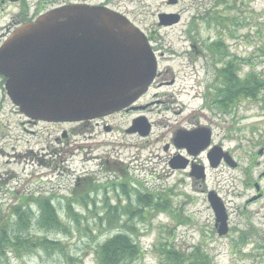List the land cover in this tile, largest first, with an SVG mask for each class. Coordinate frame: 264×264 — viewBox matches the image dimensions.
<instances>
[{
    "label": "rangeland",
    "instance_id": "374dc122",
    "mask_svg": "<svg viewBox=\"0 0 264 264\" xmlns=\"http://www.w3.org/2000/svg\"><path fill=\"white\" fill-rule=\"evenodd\" d=\"M39 1L26 0L20 8L7 5L0 11L1 43L11 16L20 11L31 15ZM51 1L56 3L54 6L63 2ZM87 2L107 4L125 16L144 33L157 54H164L159 72L169 71L175 83L162 91L167 97L177 95L176 102L170 105L176 113L170 116L171 121H180L192 113L209 117L215 142L231 153L238 168L210 169L202 185H193L179 173L168 181V189L160 190L161 187L156 189L159 182L150 179L153 172L159 171L156 162L134 163L130 165L132 169L139 165L144 168L140 175L143 180L146 178L140 190L142 197L129 193L126 199L118 190L101 196L95 193L97 185L93 181L98 162H84L80 155H65V145L55 142L63 127L41 126L32 130L23 118L15 116L16 110L0 81V106L4 112L0 118L10 119L8 136L0 142V233L5 230L21 240V244L0 256V264H97L98 246L118 234L128 237L142 251L131 264H172L167 252L188 259L190 255H204L207 264H253L250 235L252 228L263 234L264 221H244L238 209L250 199L252 181L264 171V155L253 160L264 148V91L251 98L238 97L225 110L218 109L211 99L218 96L223 83L216 79V69L229 60L238 81L255 78L264 84V0H176L174 5L168 0ZM51 8L52 5L47 6L46 11ZM160 14L178 15L179 23L159 27ZM214 18L218 21L214 22ZM218 40H222L223 57L213 67L207 48ZM191 46L197 51L193 67L186 56ZM154 114L149 117L157 123L159 115ZM114 121L124 126L126 120ZM30 131L36 134L30 135ZM159 133L155 126L153 135L145 141L124 139L128 144H146L147 149H153ZM73 141L76 139L70 143ZM147 149L141 153L143 159L150 154ZM9 173L14 176H7ZM109 180L114 179L108 177L103 183ZM204 189L218 194L228 209L229 232L225 236L217 235L213 212L201 192ZM45 202L54 208L59 229L47 221L49 226L39 224L40 204ZM69 203L72 215L65 208ZM43 239L55 243L35 247ZM197 251L199 254H195Z\"/></svg>",
    "mask_w": 264,
    "mask_h": 264
},
{
    "label": "water",
    "instance_id": "95a60500",
    "mask_svg": "<svg viewBox=\"0 0 264 264\" xmlns=\"http://www.w3.org/2000/svg\"><path fill=\"white\" fill-rule=\"evenodd\" d=\"M157 19L159 27L180 20L175 14ZM156 72L157 60L144 33L103 6L53 8L17 26L0 46L6 96L33 121L76 123L124 110L147 92ZM221 157L230 168L236 167L228 154ZM220 159L210 161V168ZM195 179L204 181L203 170ZM207 202L217 235L225 236L227 217L220 198L209 192Z\"/></svg>",
    "mask_w": 264,
    "mask_h": 264
},
{
    "label": "flooded vegetation",
    "instance_id": "af4514ba",
    "mask_svg": "<svg viewBox=\"0 0 264 264\" xmlns=\"http://www.w3.org/2000/svg\"><path fill=\"white\" fill-rule=\"evenodd\" d=\"M25 3L26 0L1 1L0 11L3 12L7 5L20 8L24 6ZM55 4L56 3L51 0H41L37 2L34 12L31 15H29L28 11L25 13L20 11V13L11 16L12 21L6 27L7 32L5 37L17 26L34 21L38 16L47 12V6L52 5L53 8H56L70 4H85L108 8L107 4L102 3L100 5H93L87 2V0H63L61 4L54 6ZM2 43L0 42V46ZM151 49L157 58V73L155 78L150 84L147 92L124 110L89 121L76 123H45L27 119L18 112L16 107H14L16 110L15 116L23 118L25 124L29 125L32 130L33 128L37 129L41 126L63 127L59 139H55V142L65 145V150H67L66 152L64 150L65 155H80L84 162H98V170L94 173L95 177L93 181H95L97 185V191L95 193L102 194L101 196L107 195V192L110 190L113 192L118 190V193L126 199H129V193L137 196L141 195L142 193L140 190L143 189V183L146 184V178L143 180V178L140 177L141 171H144V168L142 165H139L132 169L130 165L134 163L140 164V162L147 163L148 161L156 162L159 171L153 172L154 174L150 175V179L153 182H159L156 189L161 187L160 190H165L169 188L168 181L172 177L178 176L179 173H182L186 178L193 181V185L196 183L202 185L205 183V179L204 181L200 179L197 180L195 176L200 175L201 170L206 174L210 170V161L215 163L220 157L221 159L216 167L220 168L222 166L229 167L221 157L223 154H228L230 158L234 160L231 153L226 151L221 143L215 142V136L212 132L213 127L209 117L207 118L198 113H192L190 116L180 121H171L173 118L170 116H172V114L176 115V113L173 112L170 105L174 104V101L176 102L177 95L174 94L167 97V95L163 94L162 89L173 86L175 81L173 77H170L169 71L159 72L160 61L164 59V54H157V51L154 50L153 47H151ZM196 53L195 47L191 46L190 52L186 55L188 57V64L192 67L195 64L194 57ZM0 81L4 87L5 80L0 77ZM3 113L2 107L0 106V117ZM153 113H155L154 115H159L157 123L152 121L149 117V115ZM114 120L126 121L123 122V126L122 122L120 124H115ZM9 121V116L5 118V120L0 118V132H2L0 142L8 134L7 132L10 129ZM155 126H158L160 129L159 135L156 136L154 140L155 148L152 149L150 147V149H147L146 144L126 143L124 139L126 137L136 138L140 141L147 140L153 135ZM207 132H209L208 137L204 135L205 133L208 134ZM29 134L34 135L36 133L35 131H30ZM120 135L123 138L121 137V139H118L117 137ZM107 137L109 140L106 139ZM72 138H75L76 141L70 143ZM107 147H109V150L106 149ZM145 149H147L150 154L146 159H143L141 153L145 151ZM61 151L63 150L60 149V152ZM123 152L128 154L125 155ZM1 153L0 151V156L2 155ZM263 155L264 148L260 149V151L253 156V160ZM109 162H111V164H109ZM234 162L237 165L235 169H237L238 163L237 161ZM125 163L127 165H124ZM111 170L112 173H110ZM116 173L119 176H117ZM8 175H12V173L7 174V176ZM152 175H154V178ZM108 177H112L114 180L103 183ZM263 181L264 171L259 172L257 177L252 181L253 194L250 199L244 201L243 205L238 209L240 211L238 213L242 217V220L264 221ZM177 184L178 181H176V185ZM201 192L206 195V199L209 192L216 194L214 191H207L206 189ZM141 199L142 198H139V200ZM106 200V197H104V205L106 204ZM220 202L222 203L224 213L227 217L226 221H229L228 209L222 198H220ZM258 224H260V222H258ZM250 237L253 264H264V233L260 234L257 229L252 228Z\"/></svg>",
    "mask_w": 264,
    "mask_h": 264
},
{
    "label": "trees",
    "instance_id": "16d2710c",
    "mask_svg": "<svg viewBox=\"0 0 264 264\" xmlns=\"http://www.w3.org/2000/svg\"><path fill=\"white\" fill-rule=\"evenodd\" d=\"M1 1L5 0H0V2ZM194 21L196 20L194 19ZM217 21V18H214V22ZM214 48L216 49L214 50ZM221 48L222 40L213 42L211 46L207 48L213 57V67L218 64L220 57H223L221 53L222 51L220 50ZM215 75L216 79H220V81L222 80L223 82L220 86L218 96L211 99V103L216 105L218 109L225 110L228 105L233 103V100H237L238 97L240 98L241 96H246L245 98H251L254 97V95H257L258 92L264 91V84L262 82L256 81L255 78H249L244 82L238 81L234 76L233 63L230 60L224 66H221V68L216 69ZM65 208L72 215L70 203L67 204ZM40 210L42 212V218L41 221H39V224H42L43 226H49L46 223L47 221L48 224L56 226L57 221L53 212L54 208L50 202L40 204ZM124 210L125 209H122L121 213L124 214ZM57 228L59 229V227ZM54 243L55 242L49 243L47 240L43 239L42 241H37L35 247L44 248L48 245H54ZM19 244H21V240L17 235L11 237L9 232L1 230L0 256H4L6 251H11L14 246ZM167 254L169 259L172 261V264H207L204 255H201L199 258L197 255H190V259H188L186 256L180 257L176 252H167ZM195 254H199V252L197 251ZM95 255L97 264H131L140 255H142V251L135 243L129 240L128 237L118 234L115 237L108 239L102 245L98 246V249L95 251Z\"/></svg>",
    "mask_w": 264,
    "mask_h": 264
}]
</instances>
